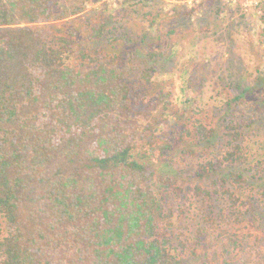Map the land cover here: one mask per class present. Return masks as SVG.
<instances>
[{"label": "trees", "instance_id": "16d2710c", "mask_svg": "<svg viewBox=\"0 0 264 264\" xmlns=\"http://www.w3.org/2000/svg\"><path fill=\"white\" fill-rule=\"evenodd\" d=\"M80 15L60 0H0V264H189L186 254L197 247L187 211L174 201L182 189L157 166L175 142L164 125L174 110L168 82L154 80L158 69L146 59L137 71L131 66L134 54L119 47L129 34L120 36L118 26L107 32L104 20L74 24ZM158 29L142 41L163 42ZM146 51L151 59L165 55L161 47ZM179 125L183 142L214 133L201 121ZM252 126L231 120L221 154L196 172L208 181L195 187L203 218L197 243L208 229H222L229 254H240L246 238L264 240L252 203L255 194L264 202V191L245 178L264 175V159L252 164L247 144ZM251 244L243 264H264Z\"/></svg>", "mask_w": 264, "mask_h": 264}, {"label": "rangeland", "instance_id": "374dc122", "mask_svg": "<svg viewBox=\"0 0 264 264\" xmlns=\"http://www.w3.org/2000/svg\"><path fill=\"white\" fill-rule=\"evenodd\" d=\"M60 5L69 11V15L74 10L81 11L74 21L76 25L86 20L94 24L104 20L107 32L118 26L120 36L129 34L132 37L131 42L125 38L126 44H118L123 53L134 54L131 66L137 71L146 59L158 69L154 80L168 82L164 90L171 93L170 110H174L166 112L164 119H169V123L164 125L167 124L170 140L176 143L157 166L162 174L176 179L182 189V196L174 201L176 205H184L190 234L195 238L193 244L197 247L195 253L189 251L186 254L187 262L243 264V260L249 257L247 250L251 247L247 244L250 242L252 249H260L264 254V240L257 243L254 238L243 241L245 249L240 254H229L227 250L233 247L221 235L222 229H208L210 235L202 236L197 243V226L203 224V218L195 207V187L201 182L196 172L204 160L221 154L220 148L229 139L227 126L231 120H253L255 133L247 142L252 164L264 159V0H197L191 3L188 0H60ZM175 8L194 10V14L192 17L178 16L172 14ZM147 12L153 15L144 19ZM154 18L157 19L156 28H151L150 21ZM67 24L60 22L58 25L68 29ZM157 28H160L158 32L163 35V42H157L155 35H152V42L142 41L148 32L157 34ZM171 29L175 32L168 34ZM82 30L90 36L89 27L83 26ZM170 44L175 45L170 47ZM146 45L157 50L161 47L164 57L151 59L146 51L148 48H144ZM236 98H239L238 102ZM156 110L158 112L161 108ZM198 121L214 131L211 139L199 143L188 137L184 142L180 140L177 134L182 125L179 124L187 122L193 127V123ZM186 149L191 154L183 151ZM203 153H206V158H203ZM220 171L226 175L227 166ZM245 178L249 180L248 185L257 188L256 192L264 191V175L253 179L247 174ZM207 182L201 183L206 185ZM255 195L252 203L264 219V202L260 194ZM250 197L244 196L243 200L252 204ZM0 225L4 226L1 218Z\"/></svg>", "mask_w": 264, "mask_h": 264}, {"label": "built area", "instance_id": "2783aa9c", "mask_svg": "<svg viewBox=\"0 0 264 264\" xmlns=\"http://www.w3.org/2000/svg\"><path fill=\"white\" fill-rule=\"evenodd\" d=\"M188 1L191 3V2H195V1H197V0H188Z\"/></svg>", "mask_w": 264, "mask_h": 264}]
</instances>
